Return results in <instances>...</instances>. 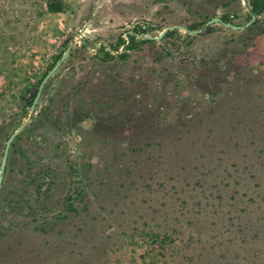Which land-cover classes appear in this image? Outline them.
Instances as JSON below:
<instances>
[{"label":"rangeland","instance_id":"obj_1","mask_svg":"<svg viewBox=\"0 0 264 264\" xmlns=\"http://www.w3.org/2000/svg\"><path fill=\"white\" fill-rule=\"evenodd\" d=\"M244 1L0 0V164L74 44L11 147L0 264H264V12L205 27ZM170 25L204 30L142 36Z\"/></svg>","mask_w":264,"mask_h":264},{"label":"water","instance_id":"obj_2","mask_svg":"<svg viewBox=\"0 0 264 264\" xmlns=\"http://www.w3.org/2000/svg\"><path fill=\"white\" fill-rule=\"evenodd\" d=\"M245 4L247 5V2L244 1ZM256 18V15L252 16V19L247 22L245 25H235L232 23H228V22H224L223 19L219 16H215L212 19H210L209 21H207L205 23V27L212 25L214 23H223L224 25L228 26V27H232L235 29H243L247 26H249ZM183 29V30H187L191 33L194 34H200L203 32V28H199V29H195V30H191L188 28L187 25H172L169 26L168 28H166L165 30H163L159 35L154 36V35H150V34H145L142 35L144 38L147 39H151V40H161L162 38H164V36L166 35L168 30H173V29ZM73 42L70 40L67 48L65 49V51L62 53V55L59 57V59L55 62V64L53 65V67L47 72V74L43 77L39 89L33 99V102L30 106V117H28L26 120H24L12 133L11 135L8 137L7 142L5 144V148H4V153H3V158H2V162H1V167H0V186L3 183L4 177H5V172H6V167L8 164V160H9V155H10V150L12 147L13 142L15 141V139L23 132V130L27 127V125L33 120L35 114H36V109L38 106V103L41 99L44 87L46 86V84L48 83V81L57 73V71L61 68L62 64L66 61V59L69 57L72 48H73Z\"/></svg>","mask_w":264,"mask_h":264},{"label":"flooded vegetation","instance_id":"obj_3","mask_svg":"<svg viewBox=\"0 0 264 264\" xmlns=\"http://www.w3.org/2000/svg\"><path fill=\"white\" fill-rule=\"evenodd\" d=\"M252 1H253V0H248V1H247L248 6L245 7V10H246V12H247V14H248V16H249V19L246 21V23L249 22V21L252 19V16H253V15H256V18H255V20H256V19H257V18H258L263 12H264V10H263L260 14H259V13H253V12H252V8H253V6H252ZM219 17H220V16H219ZM212 18H213V17H212ZM212 18H211V19H212ZM221 18L223 19L224 22L232 23V22H230V21H231V19H234V18H235V15H229V16H228V15H224V16H221ZM209 20H210V19H209ZM209 20H208V21H209ZM255 20H254L253 22H255ZM253 22H252V23H253ZM217 23H219V22H217ZM252 23H251V24H252ZM221 24H223V23H221ZM232 24L239 25V24H236V23H232ZM170 26H172V25H170ZM187 26H188V25H187ZM209 26H210V25H209ZM225 26H226V25H225ZM168 27H169V26H168ZM168 27H167V28H168ZM227 27H228V26H227ZM188 28L191 29V30H195V29H193V26H190V25L188 26ZM231 28H232V27H231ZM165 29H166V28H165ZM165 29H164V30H165ZM176 29H177V28H176ZM234 29H235V28H234ZM174 30H175V29H173V30H168L167 33H166V35L169 36L170 34H171V35L174 34V33H173ZM162 31H163V30H162ZM162 31H161V32H162ZM130 34L135 36L134 42H135V44H136V37L139 35V34H138V31H137L136 29H135V30H134V29H133V30H130L129 33H128L127 35L129 36ZM143 35H145V34H143ZM150 35H151V34H150ZM166 35H165V36H166ZM156 36H157V35H156ZM165 36H164V37H165ZM149 40H151V39H149ZM120 41H122V39H120ZM120 41H119V42H120ZM131 43H132V42H131V37L129 36V40L124 41V42H123V45L129 47V45H130ZM129 49H130V48H128V49H126V50H129ZM100 53H101V51L99 50V51H98V55H100ZM121 55H123V54H121ZM30 106H31V105H30ZM6 142H7V141H6ZM13 143H14V142H13ZM12 145H13V144H12ZM2 158H3V157H2ZM1 162H2V161H1ZM7 165H8V164H7ZM0 167H1V164H0ZM6 172H7V167H6ZM6 172H5V176H6ZM4 180H5V177H4ZM4 180H3V182H4ZM2 184H3V183H2ZM0 187H1V186H0Z\"/></svg>","mask_w":264,"mask_h":264},{"label":"trees","instance_id":"obj_4","mask_svg":"<svg viewBox=\"0 0 264 264\" xmlns=\"http://www.w3.org/2000/svg\"><path fill=\"white\" fill-rule=\"evenodd\" d=\"M252 6H253L252 12L253 13H259L260 14L264 10V0H253L252 1ZM48 8H49V10L51 12H60L62 10V4L60 2L53 3L52 5H49ZM129 36L131 37V42L132 43L129 45V47L128 46H125V49H128V48L132 49L136 45L135 42H134L135 36L134 35H131V34ZM53 65L51 66V68L53 67ZM46 74H47V72L45 73V75ZM34 97H35V95L33 96L32 99L29 100V104L30 105L32 104ZM158 240H159V238L154 239L153 244L155 246H157Z\"/></svg>","mask_w":264,"mask_h":264}]
</instances>
